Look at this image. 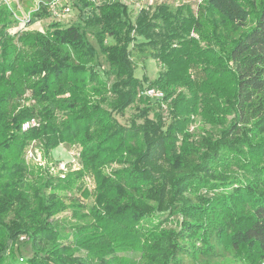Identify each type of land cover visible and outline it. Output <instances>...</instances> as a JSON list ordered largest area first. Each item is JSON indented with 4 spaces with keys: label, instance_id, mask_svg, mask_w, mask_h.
Wrapping results in <instances>:
<instances>
[{
    "label": "trees",
    "instance_id": "trees-1",
    "mask_svg": "<svg viewBox=\"0 0 264 264\" xmlns=\"http://www.w3.org/2000/svg\"><path fill=\"white\" fill-rule=\"evenodd\" d=\"M92 1L99 5L85 15L81 10ZM205 1L216 18L211 44L200 38L201 23L191 11L174 15L164 4L151 17L141 10L132 18L120 2L80 0L75 22L54 21L44 33L17 38L7 32V14L0 9V264L8 243L20 236L36 249L26 262L9 257L8 264H57L72 247L102 258L96 234L106 227L127 248L148 245L147 264L184 257L209 264L222 255L264 263V167L258 164L264 142L256 139L264 132V0ZM99 55L108 64L103 74L90 68ZM134 57L155 60L163 70L152 82L145 74L137 78ZM194 62L201 66L190 70L199 74L192 78L187 63ZM20 78L39 85L40 109L10 113ZM150 89L163 91V98L144 100ZM106 94L114 102L111 110L102 107ZM160 100L169 102L167 124ZM134 105L127 126L119 123L116 116ZM197 113L213 125H222L227 115L232 119L220 138L199 147L183 132L189 115ZM58 117L68 119L57 125ZM31 141L46 153L60 144L81 147L80 161L98 179L99 229L54 217L61 206L47 191L61 179L48 173L39 178L31 206L14 156ZM159 159L170 169L156 175L147 165ZM105 162L120 167L111 180L96 168ZM10 210L22 221L13 228L4 221Z\"/></svg>",
    "mask_w": 264,
    "mask_h": 264
},
{
    "label": "rangeland",
    "instance_id": "rangeland-1",
    "mask_svg": "<svg viewBox=\"0 0 264 264\" xmlns=\"http://www.w3.org/2000/svg\"><path fill=\"white\" fill-rule=\"evenodd\" d=\"M80 0H0V9L6 12L5 20L9 22L10 27L8 33L10 35L21 36L25 32H40L44 33L49 23L57 22L59 24H65L68 22H75L79 15L78 4ZM104 1V0H103ZM109 2H120L125 5L127 10L130 12V16L133 18L139 11L144 10L151 17L159 5L168 6L170 12L176 15L177 11L181 14L186 15L188 11L192 12V15L200 21V38L206 43L211 44L210 36L214 31L213 22L215 16L210 14L206 8L205 0H108ZM99 5V1H92L91 6L82 8L81 11H86L87 15L91 10ZM77 7V8H76ZM81 8V7H80ZM196 32H192L191 36ZM198 35V34H197ZM87 39L92 42L94 40L93 34H87ZM203 43L201 45L206 46ZM92 44L96 46L94 42ZM19 47V45H17ZM132 54H137L135 51ZM138 55V54H137ZM91 63V62H90ZM133 65L136 67V77L141 78L145 74L150 82L155 80L157 74L163 70V67L155 60L134 57ZM201 64L198 62L187 63L189 68L187 71L188 75L192 78L198 77L196 71H190L191 69H197ZM90 68L97 70L100 74H103L108 70V64L104 60V57L99 55L91 64ZM202 76L198 78V81L202 80ZM117 81V80H116ZM17 84L19 88V94L16 99L10 103V113L15 114L19 109L23 107H32L35 110L40 109L42 104L37 102L36 97L40 91H38V84H34L32 79L27 82L20 78ZM113 81H110L112 83ZM156 92V96H149L146 92L142 95L144 100L153 101L154 99H162L163 91L151 89ZM148 91V90H147ZM179 89L176 90L178 92ZM105 95V94H104ZM140 94H138V97ZM105 98V97H104ZM99 98V100H102ZM168 101V100H166ZM160 100V105L163 107V118L165 124L168 122L167 105L169 102ZM62 100L58 101L60 104ZM114 105L111 95L106 94V101L102 107L106 110H111ZM137 105L131 106L126 110L123 116H116L119 123L127 126L129 118L137 112ZM200 113V110L198 111ZM197 114H190L188 121L184 125V135L193 144L201 147L204 142H213L220 138L222 130H224L230 120L231 115L225 116L222 125H213L210 122L204 120L202 116ZM54 115H59L57 110L53 111ZM151 118V115L149 116ZM68 119V117H58L53 119L57 125ZM34 125L38 126L39 121L31 120ZM138 127L143 125L142 121H137ZM256 139H260L264 142V132L260 133ZM256 142V141H255ZM81 147L79 145L71 144H60L53 151L46 153L43 146L38 141H31L26 149L19 155H14L16 160L19 161L22 171V187L31 201V206H35L38 197L39 178L45 174L56 178L59 177L61 180L53 179L52 190L48 189L47 194H53L54 198L60 204L61 211L57 213L56 218L65 219L70 224H85L88 228H98L104 224L100 218L94 215V208H98L95 205L96 197V182L98 179L95 178L94 172L90 168H86L79 159V153ZM13 156V155H12ZM260 166L264 167V159L260 163ZM153 166L155 174L167 173L170 169V163L167 160L159 159L153 163L147 165ZM96 168L99 170L102 178H113V172L120 168L118 164H109L105 162L103 165ZM48 172H45L47 171ZM63 186V187H62ZM100 209V207H99ZM13 210H10V215L7 214L4 217V221L11 228L17 224L22 223L21 220L17 219L13 215ZM23 220L26 225L29 224L28 217ZM24 226V224H23ZM111 227V225H108ZM27 227V226H26ZM169 228H174L173 225H167ZM101 231V230H100ZM102 232V233H101ZM96 236L101 237L99 244L96 246L104 253L101 258V253L88 252L80 248L72 247L71 250L66 251L57 264H147L149 258H151L152 252L148 245L135 246L133 249L127 248L126 243L123 242L117 234H113V229L106 227V230H102ZM34 241H30L27 237H18L15 241H10L7 246V251L4 253L2 263L8 264L7 258L11 257L15 262L20 263L29 260L35 251ZM220 259L208 261L209 264H250L246 261H238L232 255H222ZM174 264H206L205 261L200 260L196 262H190L187 258H178ZM264 264V263H263Z\"/></svg>",
    "mask_w": 264,
    "mask_h": 264
},
{
    "label": "built area",
    "instance_id": "built-area-1",
    "mask_svg": "<svg viewBox=\"0 0 264 264\" xmlns=\"http://www.w3.org/2000/svg\"><path fill=\"white\" fill-rule=\"evenodd\" d=\"M146 94L149 95V96H151V97L152 96L157 97L156 96V92H154V90H151V89L148 90V91H146ZM31 125H34V123L31 122ZM26 128H27V125L24 127V129H26Z\"/></svg>",
    "mask_w": 264,
    "mask_h": 264
}]
</instances>
